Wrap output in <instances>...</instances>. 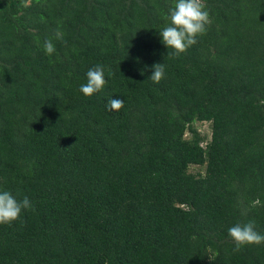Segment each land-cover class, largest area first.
Listing matches in <instances>:
<instances>
[{"label":"trees","instance_id":"obj_1","mask_svg":"<svg viewBox=\"0 0 264 264\" xmlns=\"http://www.w3.org/2000/svg\"><path fill=\"white\" fill-rule=\"evenodd\" d=\"M174 3L0 0V192L32 204L0 224V264H264L228 234H264V0H202L179 55Z\"/></svg>","mask_w":264,"mask_h":264},{"label":"clouds","instance_id":"obj_2","mask_svg":"<svg viewBox=\"0 0 264 264\" xmlns=\"http://www.w3.org/2000/svg\"><path fill=\"white\" fill-rule=\"evenodd\" d=\"M169 25L159 30L162 42L175 54L184 53L197 43V37L206 34V26L210 23L209 13L204 10L202 0H175L174 5L169 9ZM56 38L63 39V35L57 32ZM44 50L51 56L55 51V45L51 40L45 41ZM154 71L149 77L154 83L159 84L165 77V67L163 63L153 65ZM107 80L104 76L102 66L90 68L87 72V83L80 86V91L85 96H92L100 92ZM109 110L119 111L124 107L123 99H110L108 101ZM204 123V122H203ZM71 147V146H70ZM32 204L29 197L18 201L11 192H0V224L11 225L21 218L23 210L30 209ZM255 221L246 224H236L228 229V234L235 242V251L247 245L264 244V234L256 231Z\"/></svg>","mask_w":264,"mask_h":264},{"label":"rangeland","instance_id":"obj_3","mask_svg":"<svg viewBox=\"0 0 264 264\" xmlns=\"http://www.w3.org/2000/svg\"><path fill=\"white\" fill-rule=\"evenodd\" d=\"M197 129L201 132V133H206L209 134V127L207 124L205 123H201V124H197Z\"/></svg>","mask_w":264,"mask_h":264}]
</instances>
